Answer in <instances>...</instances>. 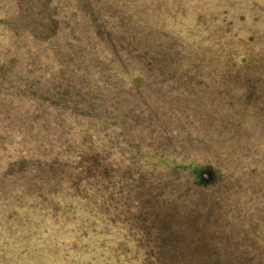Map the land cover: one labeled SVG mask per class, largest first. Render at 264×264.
I'll return each instance as SVG.
<instances>
[{"label": "trees", "instance_id": "16d2710c", "mask_svg": "<svg viewBox=\"0 0 264 264\" xmlns=\"http://www.w3.org/2000/svg\"><path fill=\"white\" fill-rule=\"evenodd\" d=\"M178 5L0 0V242L17 264L77 259L57 246L83 203L125 234L109 247L82 221L74 255L264 264V21L248 44L194 46Z\"/></svg>", "mask_w": 264, "mask_h": 264}, {"label": "rangeland", "instance_id": "374dc122", "mask_svg": "<svg viewBox=\"0 0 264 264\" xmlns=\"http://www.w3.org/2000/svg\"><path fill=\"white\" fill-rule=\"evenodd\" d=\"M177 2L179 4L178 6L185 10L187 15V23L182 24V29L180 28L182 31L179 29L180 34L183 35V40L187 37L188 42L192 43L194 46L198 45L202 40H204V44H211L214 40L216 43L221 42L222 45L229 42L240 43L242 45L248 44V40L253 41L254 33L260 32L263 27L264 13L261 12V8L264 5V0H177ZM186 6L191 7V9H184L183 7ZM192 8L196 9L199 13H202L203 17L198 18L196 15L197 11L191 14L190 10H192ZM205 174L208 180L212 179L213 181L214 177H211L208 171ZM83 204L78 209L79 215L77 219L80 220L78 221L79 227L78 225H73L66 230V233L63 231L60 232L58 239L61 241V245L57 246V250L60 255L67 257V259L71 255L78 257L75 260L69 258V261H71L70 264H83V260L86 264H102L106 261V258L111 255L109 254V248L107 252H102L104 257H98V253L96 256L95 254L92 255V251H97L92 246H89V248L83 246L78 247L75 252L76 255L70 251V243L78 233V229H81L82 221L87 225H92V227L100 229L96 231V234L97 232H101L104 228L105 231L108 232L105 235V240L109 242L107 243L109 247L111 245L115 247L118 243L116 241L124 236L125 233L123 230H120V228H125L126 225L121 223H116L118 225H111L110 213L108 217L106 214H100L95 211L97 209L94 206L91 207V210L90 207L86 208L88 211H91V216L88 217V215H84L86 209L83 207ZM112 211H117L118 213L124 211L125 215L126 209L120 210V207L116 203H112ZM83 217L86 219L82 220ZM123 218L124 217H122V219ZM59 219L64 220L65 218L59 216ZM1 234L3 238L7 235L10 237L12 236L11 232H2ZM97 237L99 238L102 236L92 234V239L90 240H96ZM82 241L83 240H81V242ZM6 243L7 242H0V264H7L14 259L16 260L15 262H12L13 264H17L20 261L21 263H25V258L20 256L21 254L19 252L12 251L11 245H7ZM99 246L100 245H97L96 247ZM110 261L113 263L112 260Z\"/></svg>", "mask_w": 264, "mask_h": 264}, {"label": "water", "instance_id": "95a60500", "mask_svg": "<svg viewBox=\"0 0 264 264\" xmlns=\"http://www.w3.org/2000/svg\"><path fill=\"white\" fill-rule=\"evenodd\" d=\"M206 173V172H205ZM205 173H203L202 174V177H203V179L205 180V179H207V177H206V174Z\"/></svg>", "mask_w": 264, "mask_h": 264}]
</instances>
